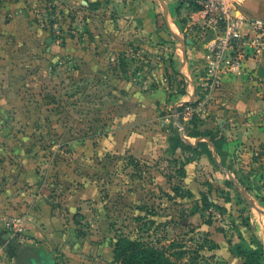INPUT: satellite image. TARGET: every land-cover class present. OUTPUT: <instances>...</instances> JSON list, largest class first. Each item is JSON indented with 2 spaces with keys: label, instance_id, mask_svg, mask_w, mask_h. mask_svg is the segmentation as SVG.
<instances>
[{
  "label": "rangeland",
  "instance_id": "rangeland-1",
  "mask_svg": "<svg viewBox=\"0 0 264 264\" xmlns=\"http://www.w3.org/2000/svg\"><path fill=\"white\" fill-rule=\"evenodd\" d=\"M149 1L0 0V175L31 160L53 197L79 191L89 264H119L120 234L183 245L186 264H264V133L185 144L182 52Z\"/></svg>",
  "mask_w": 264,
  "mask_h": 264
},
{
  "label": "crops",
  "instance_id": "crops-1",
  "mask_svg": "<svg viewBox=\"0 0 264 264\" xmlns=\"http://www.w3.org/2000/svg\"><path fill=\"white\" fill-rule=\"evenodd\" d=\"M79 1L94 3L99 0ZM149 2H152L156 9L152 18L158 36L166 37L167 41L173 38L178 46L171 47L182 52V60L173 66V70L184 79L186 89L183 92L171 91V104L174 109L186 104L185 144L195 149L199 145H214L210 136L217 129L218 137L225 138L221 145H233V142L226 138L231 137L235 130L238 133L244 131L248 136L246 139H249L250 135L263 134L264 55L258 60L246 62L239 75L223 78L220 87L212 93L208 105L203 109L191 111L189 107L201 98L200 86L206 84L204 41L198 37L199 29L191 26L188 11L178 0ZM242 2L240 11L247 20L264 21V0ZM158 11L162 12L161 22H157ZM248 32L249 26L242 25L240 33L244 35ZM181 41L185 42V46L181 45ZM205 131L209 133L208 136L203 135ZM262 141L257 143L260 145ZM6 161L11 164L9 160ZM34 164L31 160L27 163L22 160L21 167L14 176L0 175V264H29L31 261L34 264H55L54 257L60 252L66 255L68 264H89V251L84 246L80 247L73 225V222L76 225V219L73 220V217L84 208L80 192L71 191L60 199L53 197L46 185L41 184V173ZM219 164L217 162V165ZM226 174L229 177L230 173ZM10 181L12 184H9ZM10 216L24 218L25 234L29 240L26 246L17 245L5 230L4 221ZM10 244L17 247L10 249ZM94 263L102 264L101 259L97 257H94Z\"/></svg>",
  "mask_w": 264,
  "mask_h": 264
},
{
  "label": "built area",
  "instance_id": "built-area-1",
  "mask_svg": "<svg viewBox=\"0 0 264 264\" xmlns=\"http://www.w3.org/2000/svg\"><path fill=\"white\" fill-rule=\"evenodd\" d=\"M187 9L191 26L199 29L198 37L206 47L205 83L201 85V98L189 110L203 109L223 78L235 77L249 60H258L264 55V21L247 20L240 11L242 0H178ZM249 32L242 35V25ZM4 227L19 246L29 242L25 234L22 216H10Z\"/></svg>",
  "mask_w": 264,
  "mask_h": 264
},
{
  "label": "trees",
  "instance_id": "trees-1",
  "mask_svg": "<svg viewBox=\"0 0 264 264\" xmlns=\"http://www.w3.org/2000/svg\"><path fill=\"white\" fill-rule=\"evenodd\" d=\"M208 134L204 135L208 136ZM78 235L83 237L80 233ZM204 236L202 243L199 244L200 248H205L206 244L210 243L207 234ZM16 247L14 244L9 245L10 249ZM177 248L179 251L176 252ZM112 252L114 261L119 264H186L185 259L188 255L185 247L175 244L174 241L168 242L167 245L157 246L156 242L144 241L140 235L132 238L122 234L112 244ZM192 255H194L193 261L202 258L199 250L193 251Z\"/></svg>",
  "mask_w": 264,
  "mask_h": 264
},
{
  "label": "water",
  "instance_id": "water-1",
  "mask_svg": "<svg viewBox=\"0 0 264 264\" xmlns=\"http://www.w3.org/2000/svg\"><path fill=\"white\" fill-rule=\"evenodd\" d=\"M181 45H182V46H185V42H184V41H181ZM229 177H231L230 174H229Z\"/></svg>",
  "mask_w": 264,
  "mask_h": 264
}]
</instances>
